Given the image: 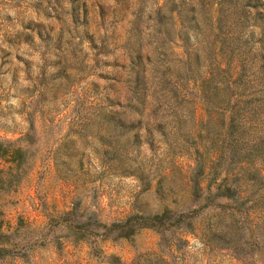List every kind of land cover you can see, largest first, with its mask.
Wrapping results in <instances>:
<instances>
[{
    "label": "rangeland",
    "instance_id": "obj_1",
    "mask_svg": "<svg viewBox=\"0 0 264 264\" xmlns=\"http://www.w3.org/2000/svg\"><path fill=\"white\" fill-rule=\"evenodd\" d=\"M0 141V264H264V0H0Z\"/></svg>",
    "mask_w": 264,
    "mask_h": 264
},
{
    "label": "trees",
    "instance_id": "obj_2",
    "mask_svg": "<svg viewBox=\"0 0 264 264\" xmlns=\"http://www.w3.org/2000/svg\"><path fill=\"white\" fill-rule=\"evenodd\" d=\"M2 144V141H0V146ZM6 151V150H4ZM0 183H1V180H0ZM229 187H226V188H221V185L218 184V187L216 188V192L217 194H222L224 193V195H232V191L228 189ZM223 191H226V192H223ZM130 217H128L126 220H129ZM144 219V218H143ZM0 250H8L7 246H0Z\"/></svg>",
    "mask_w": 264,
    "mask_h": 264
}]
</instances>
